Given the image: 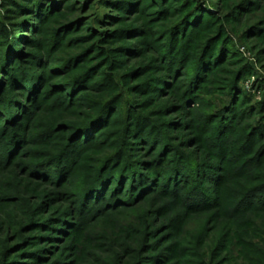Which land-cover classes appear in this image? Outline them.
I'll return each instance as SVG.
<instances>
[{"label": "rangeland", "instance_id": "obj_1", "mask_svg": "<svg viewBox=\"0 0 264 264\" xmlns=\"http://www.w3.org/2000/svg\"><path fill=\"white\" fill-rule=\"evenodd\" d=\"M10 11L0 264H264V0Z\"/></svg>", "mask_w": 264, "mask_h": 264}, {"label": "trees", "instance_id": "obj_2", "mask_svg": "<svg viewBox=\"0 0 264 264\" xmlns=\"http://www.w3.org/2000/svg\"><path fill=\"white\" fill-rule=\"evenodd\" d=\"M29 2H34V0H0V33H1V35L2 36H4L5 38H7V39H11L12 38V34L13 33H11L10 32V27H12V28H14L16 25H15V23H14V21H15V17H12V16H10V13H12V11H10V8L11 7H14V8H16V10H21V8H28V3ZM39 3V0H35V4H38ZM212 41H214L213 39H211L207 44H209L210 42H212ZM228 44V46L229 47H231L230 45H229V43H227ZM207 46V45H206ZM206 48V47H205ZM205 48H204V50H205ZM203 50V51H204ZM202 51V52H203ZM174 56H176V54L174 55ZM185 58H186V56H180L179 57V60H178V62H179V64L177 65L178 67H180L183 63H185L184 62V60H185ZM203 60V58H202V56H201V58H200V60ZM201 60V61H202ZM199 72V71H198ZM198 74V76H199V73H197ZM242 80V78H235L233 81H232V83H235V87H238V84H239V81H241ZM112 82H114V81H112ZM205 88V85H203V88L202 89H199L198 91H197V95L198 96H202L201 94H203V93H205V91H203V89ZM236 89V88H235ZM231 90V88L228 90V91H230ZM234 91V90H233ZM207 93V92H206ZM228 94H230V93H228ZM231 96L232 95H227V97H229L230 98V100L229 101H227V102H231L232 100H231ZM244 98V100H247V101H249L250 102V99L247 97V96H244L243 97ZM226 102V103H227ZM226 108H229V105H227L226 106ZM126 109V108H125ZM223 110H225L224 108L222 109V111ZM219 114V115H218ZM213 115V114H212ZM214 115H217L218 117H219V120H220V122H222L223 123V121H224V119H223V114H221L220 113V111H217L216 113H214ZM137 122H138V124H136L139 128H141L140 126H141V124H140V120H139V117L137 118V120H136ZM90 122V121H89ZM88 123V122H87ZM90 124V123H89ZM225 124H222V126L221 127H223ZM261 126V125H260ZM84 127H86L85 125L83 126V128ZM258 128H260L261 129V127H258ZM249 129V127H243L240 131H238V134H239V138L240 139H245L246 138V134H247V130ZM214 145H215V147L217 148V149H219V151H218V153H219V155H220V157H224L225 155H231V154H233L231 151H229V150H226V149H220L221 148V144L220 143H218L217 142V140H215L214 141ZM233 158V157H232ZM236 159H237V161H235V163L236 164H239L240 162H242L240 159H239V156H237L236 157ZM73 160H74V158H73V156H70L69 157V159L67 160L68 162H67V164L66 165H68V164H70L71 162H73ZM126 160H127V158H126ZM66 162V161H65ZM65 165V166H66ZM237 168V170H239V171H241L242 170V165H240V166H237L236 167ZM133 170H135L134 168H133ZM132 170V171H133ZM227 171V175H228V172H229V169L228 170H226ZM126 173H130L129 171H127ZM115 174H118V172H116ZM211 173H202V174H200V178H203L204 176H206L207 175V177L210 175ZM213 174V175H212ZM211 174V176H213L212 178H210V179H212V182H217V177H215L214 176V173H212ZM176 175V174H175ZM211 176H209V177H211ZM130 177H132V175H130ZM169 177L170 176H166V179L168 178L169 179ZM208 177V178H209ZM227 177V176H226ZM225 177V178H226ZM133 178H135V176L133 175ZM171 180V179H170ZM196 180V179H195ZM95 187H93V189L92 188H90V189H88V190H90L89 192H93L94 190H97V189H94ZM198 191H200L199 189H198ZM204 196V197H202V196ZM199 196L200 197H202V202H204L205 200H206V198H207V193L205 192V191H201L200 192V194H199ZM262 197H263V202H264V193L262 194ZM203 199H204V201H203ZM205 206H207L208 204H207V202H204L203 203Z\"/></svg>", "mask_w": 264, "mask_h": 264}]
</instances>
